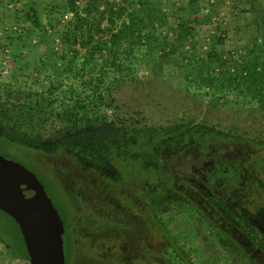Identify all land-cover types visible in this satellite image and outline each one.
<instances>
[{"label":"rangeland","instance_id":"1","mask_svg":"<svg viewBox=\"0 0 264 264\" xmlns=\"http://www.w3.org/2000/svg\"><path fill=\"white\" fill-rule=\"evenodd\" d=\"M99 1L134 8L142 2L153 13L155 46L140 59L137 81L115 94L120 104L142 109L147 126L149 118L163 127L206 118L208 127L235 129L238 139H180L144 152L121 133L90 132L78 139L111 160L99 171L53 144L0 138V155L37 182L63 221L67 264H264L238 219L214 204L221 199L264 234V145L258 143L264 114L254 94L235 85L214 95L219 103L220 95L227 98L222 110L210 109L205 93L211 90L198 82L206 74H239L253 60L264 0L260 16L250 10L252 0ZM66 6V0H0V93L47 88L72 20ZM31 7L38 25L27 18ZM180 23L186 25L181 37ZM21 241L16 224L0 212V264H29L13 256L23 254Z\"/></svg>","mask_w":264,"mask_h":264},{"label":"trees","instance_id":"2","mask_svg":"<svg viewBox=\"0 0 264 264\" xmlns=\"http://www.w3.org/2000/svg\"><path fill=\"white\" fill-rule=\"evenodd\" d=\"M77 1L66 0V11L72 14V20L65 25L60 41V65L48 77L47 88L42 92H15L5 88L0 93V138L24 146L53 144L99 171L109 169L111 160L96 146L78 139L90 132L121 133L133 150L143 149L144 152H157L162 145L180 139L183 142L198 137L204 141L210 136L238 139L235 138V129L225 133L220 129L222 125L208 127L206 118L199 123L191 120L175 123L172 127L152 124L149 118L151 123L147 126L142 109L120 104L118 100L121 97L115 94L126 84L137 81L140 59L148 56L155 46L151 24L153 13L142 2L134 8L131 3L116 7L109 2L102 4L99 0H83L84 6L78 7ZM128 6L132 8L128 9ZM261 6L263 4L259 0H252L250 10L255 16H260ZM30 11L32 16L27 18L38 25L36 10L31 7ZM185 26L182 23L177 25L180 37ZM261 36L260 43H256V51L251 50L253 60L244 62L242 72L233 74L227 70L220 74L221 78L206 74L198 81L211 90L205 93L209 97L210 109L222 110L227 105V98L220 95L223 103H219L214 95L223 90L232 91L231 86L235 85L238 88L243 86L244 91L254 94L258 109L264 114V31ZM258 143L264 145V141ZM181 146V149L185 148V145ZM214 204L230 217L238 219L242 233L264 253V234L247 218H238L221 199L215 198ZM21 243L23 254L13 253V256L28 262Z\"/></svg>","mask_w":264,"mask_h":264},{"label":"water","instance_id":"3","mask_svg":"<svg viewBox=\"0 0 264 264\" xmlns=\"http://www.w3.org/2000/svg\"><path fill=\"white\" fill-rule=\"evenodd\" d=\"M0 211L18 226L29 264H65L58 212L37 182L2 155Z\"/></svg>","mask_w":264,"mask_h":264}]
</instances>
